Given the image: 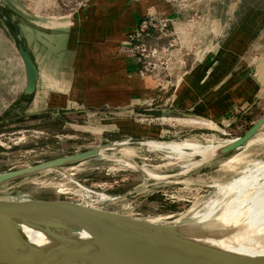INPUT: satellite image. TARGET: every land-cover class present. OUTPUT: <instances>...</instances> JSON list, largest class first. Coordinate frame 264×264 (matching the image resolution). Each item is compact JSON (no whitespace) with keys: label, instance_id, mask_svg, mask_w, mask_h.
I'll return each mask as SVG.
<instances>
[{"label":"rangeland","instance_id":"obj_1","mask_svg":"<svg viewBox=\"0 0 264 264\" xmlns=\"http://www.w3.org/2000/svg\"><path fill=\"white\" fill-rule=\"evenodd\" d=\"M88 1L5 0L25 21L22 31L27 37L33 23L45 21L41 16L68 15ZM166 1L175 11L172 19L170 6L160 0L155 13L161 17L148 14L141 20L152 19L156 27H151L148 35L137 42L131 39L137 25L112 50L111 55L122 60V65L126 63L129 70H122V74L115 71L119 87L128 83L127 92L121 94L125 96L123 100L92 101L70 90L64 95L70 100L64 109H48L43 102L33 111L30 106L34 102L28 107L19 102L17 107L7 110L10 119L0 123V174L130 138L219 146L243 136L264 117V33L254 49L238 57L237 63L224 62L226 45L244 22L236 28L237 20H243V13L251 7L264 8V0ZM142 43L158 52L142 57L137 67L140 56L136 48ZM0 52H8L1 42ZM71 55L74 58L75 52ZM202 64L210 66L211 75L219 70L220 82L209 84V93L200 92L194 102L188 98L179 101L186 77ZM238 65L241 74L233 76ZM23 68L19 54L15 65L0 61V117L5 113L9 96L4 91L12 89L13 82L19 99ZM244 74L256 77L260 86L248 109L238 108L227 117L212 116L210 106L199 110L202 100L215 94L220 83H232ZM45 113L54 115L16 121L19 117ZM190 120L212 126L188 123ZM250 142L208 161L191 150H184L186 156L142 143H126L82 162L15 180L0 187V195L92 203L105 211L178 226L188 237L222 239L225 237L214 234L221 227L207 224L205 218L212 213L214 218L219 216L236 198L235 191L227 189L231 182L264 166V128ZM256 241H261L260 236Z\"/></svg>","mask_w":264,"mask_h":264},{"label":"water","instance_id":"obj_2","mask_svg":"<svg viewBox=\"0 0 264 264\" xmlns=\"http://www.w3.org/2000/svg\"><path fill=\"white\" fill-rule=\"evenodd\" d=\"M20 18L0 0V24L10 34L26 72V86L18 101L30 106L37 94L40 69L29 49ZM53 113L23 116L25 121L53 116ZM264 128V117L243 136L223 145L211 158L224 156L252 141ZM126 139L34 166L0 174V187L15 180L48 170L82 162L126 143ZM23 227L45 236V246H35ZM216 236L227 238V230ZM0 257L18 264H236L221 257L204 239L188 237L174 225L102 210L93 205L65 199H40L30 196L0 195ZM264 261V257L256 259Z\"/></svg>","mask_w":264,"mask_h":264},{"label":"crops","instance_id":"obj_3","mask_svg":"<svg viewBox=\"0 0 264 264\" xmlns=\"http://www.w3.org/2000/svg\"><path fill=\"white\" fill-rule=\"evenodd\" d=\"M162 1L170 6L172 19L175 12L172 4L166 0ZM160 4V0H89L87 5L68 15L41 16L45 20L43 23H33L28 37L23 33L40 69L36 98L30 106L33 111L38 110L43 102L47 103L48 109H64L66 103L70 101L64 95L70 90L79 96H87V99L92 101L123 100L125 96L121 97V94L127 92L128 83L120 84L119 87L115 71L122 74V70L126 72L129 70L126 63L122 65L121 59L119 61L111 55L112 50L126 39L128 32L139 25L146 15L160 16L155 13L157 12L155 8ZM243 16V20L240 18L237 20L236 28L240 27L241 21L244 22L226 45L227 55L224 58L226 65L237 63L238 57L244 56L251 48L254 49L264 33V8L251 7ZM0 42L8 51L0 52V61H10L15 65L18 52L1 24ZM73 52L74 58L71 57ZM139 63L137 60V67ZM239 65L233 76L241 74L238 72L241 67ZM219 74L220 71L216 70L211 75L210 66L206 64L196 68L180 87L183 96L179 97V101L188 98L189 102H194L200 92L209 93V84L220 82ZM7 77L10 86L11 74ZM7 77L4 84H7ZM22 78L20 95L26 86L25 66ZM70 79L72 80L68 82ZM68 83H71L70 86ZM15 84L13 82V88L9 87L4 91L9 95L7 105L4 107L5 112L18 102ZM204 84L207 86H203ZM205 87L207 88L204 89ZM258 92L259 80L244 74L242 78L232 83H220L219 90L202 100L198 108L205 110L210 106L213 107L209 112L212 116H232L238 108L248 109Z\"/></svg>","mask_w":264,"mask_h":264},{"label":"bare ground","instance_id":"obj_4","mask_svg":"<svg viewBox=\"0 0 264 264\" xmlns=\"http://www.w3.org/2000/svg\"><path fill=\"white\" fill-rule=\"evenodd\" d=\"M187 122L212 126L197 120ZM230 142L231 140L219 146L207 147L197 143H157V141H145L142 144L179 155H186L184 150H191L195 155H200L203 161H208L223 145ZM227 189L235 191L236 198L222 214L215 218L212 216L213 213L209 214L205 218V222L209 225H219L220 230L222 229L223 232L227 230L229 233L233 232V234L222 239H207L206 242L215 247L218 254L227 261L236 264H264V261L256 260L264 257V166L255 172L235 179L227 186ZM148 221L158 223V220ZM23 233L29 242L35 246L42 247L47 243L42 233L34 232L26 227H23ZM257 236H260L261 241H256ZM0 264L18 263L0 257Z\"/></svg>","mask_w":264,"mask_h":264},{"label":"built area","instance_id":"obj_5","mask_svg":"<svg viewBox=\"0 0 264 264\" xmlns=\"http://www.w3.org/2000/svg\"><path fill=\"white\" fill-rule=\"evenodd\" d=\"M151 27H156L152 19L149 21L148 20L141 21L139 23L138 29L135 31L134 35L131 37L132 41L141 42L148 35V32ZM136 49L138 50V55L140 56L139 61H141L142 57L147 58V57H150L151 55L154 56L158 52L157 49H150L144 43L139 44ZM87 204H90V203H87ZM90 205H94V204L91 203Z\"/></svg>","mask_w":264,"mask_h":264},{"label":"trees","instance_id":"obj_6","mask_svg":"<svg viewBox=\"0 0 264 264\" xmlns=\"http://www.w3.org/2000/svg\"><path fill=\"white\" fill-rule=\"evenodd\" d=\"M18 105H19V101L14 105V107H17ZM5 119H10V112L9 111L5 112L4 115L0 117V123L2 121H5Z\"/></svg>","mask_w":264,"mask_h":264}]
</instances>
